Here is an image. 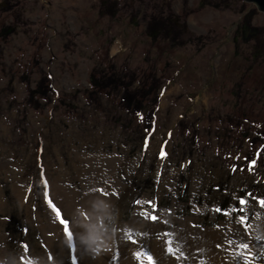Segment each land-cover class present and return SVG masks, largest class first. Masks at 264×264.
Segmentation results:
<instances>
[{"label": "rangeland", "instance_id": "obj_1", "mask_svg": "<svg viewBox=\"0 0 264 264\" xmlns=\"http://www.w3.org/2000/svg\"><path fill=\"white\" fill-rule=\"evenodd\" d=\"M111 3L0 0V259L94 264L71 227L62 262L47 238L55 208L71 223L82 199L100 197L117 212L103 221L117 233L103 264L122 252L156 264L153 240L174 264H210L215 247L259 264L264 57L250 34L264 40V11L247 0ZM166 5L178 41L149 33ZM55 185L74 190L73 212Z\"/></svg>", "mask_w": 264, "mask_h": 264}, {"label": "clouds", "instance_id": "obj_2", "mask_svg": "<svg viewBox=\"0 0 264 264\" xmlns=\"http://www.w3.org/2000/svg\"><path fill=\"white\" fill-rule=\"evenodd\" d=\"M76 226L80 229L78 236L80 246L93 257H98L107 251L115 240L116 228L103 223L105 219L117 221V212L109 201L96 197L91 208H78L74 214ZM74 237L67 236L65 244L71 246ZM0 264H20L17 257L9 255L0 259ZM24 264H41L37 257H26Z\"/></svg>", "mask_w": 264, "mask_h": 264}, {"label": "bare ground", "instance_id": "obj_3", "mask_svg": "<svg viewBox=\"0 0 264 264\" xmlns=\"http://www.w3.org/2000/svg\"><path fill=\"white\" fill-rule=\"evenodd\" d=\"M53 189H54L53 190L54 194H57V195H61V193L63 194L64 198L61 201L65 204H61L62 207H63V205H65L67 209L70 208L71 211L73 212V210L75 209V203L73 200L74 190H73V192H70V191H68L69 190L68 188H60V187H57L56 185L54 186ZM91 203H92V201L82 199V205H84L86 208L90 209ZM138 225L142 226V223H138ZM46 227L47 226H44V228H46ZM50 227L55 234L53 236L47 235L48 236L47 241H48L49 247L52 249L56 260H60L62 262L66 258L69 257V248H68L69 246H66V244H65L66 236H64L65 234L63 232V226L61 224H55V225L51 224ZM70 227L74 231L75 243L77 246L79 241L76 237L78 236L80 229L76 226V221L74 220V217L72 218V221L70 223ZM150 246H151L152 254L155 258L156 264H174V262L176 261L175 257L172 258L171 260H167L166 258H164V255L162 252V247H161V244L159 241L157 242V241L153 240L150 243ZM131 249H134V248H131ZM109 251L111 252L112 250L109 249ZM106 257H108V256H106ZM82 260H83V258H82ZM209 260H210V264H233V262L230 260V257L226 253H224V251L221 248H216V247L213 248L212 250H210ZM99 261H101L100 256L98 257V261L96 259L94 260V264L95 263L96 264H103L104 263L102 261L101 262H99ZM92 262L93 261H91V263H87V264H92ZM255 262H258L259 264H264V260L263 261L255 260ZM121 264H145V262L143 259L136 258L135 256H133V257L128 256V254L126 255V252H122ZM250 264H255V263L251 262Z\"/></svg>", "mask_w": 264, "mask_h": 264}, {"label": "trees", "instance_id": "obj_4", "mask_svg": "<svg viewBox=\"0 0 264 264\" xmlns=\"http://www.w3.org/2000/svg\"><path fill=\"white\" fill-rule=\"evenodd\" d=\"M110 3H111V0H109V4ZM108 6L109 5H107V8H105V9H107L106 11H109ZM166 6H167V10L165 11L164 15L160 14L159 17L156 18L155 25H153V26H151V28H149L150 29L149 33L152 36H155V35L158 36L157 34H159V31L161 32V34H163V32L169 33V31H172V35L170 38H175L176 41H178L177 39H179V40L181 39V37L179 36V33L181 32L180 21L174 15L173 9L171 8V6H169V5H166ZM242 30H243L242 35H244L245 37L249 36V33H248V31H246L245 26L243 27ZM251 31L252 32L250 34V37L255 38V48L253 50V53L256 54L257 56H259V58H263L264 57V40L260 39V37H262L263 34L261 32H259V30L257 29L256 26H253ZM176 44H178V43H176ZM92 81L94 82L95 80L92 79ZM224 206H225V204L223 205V207Z\"/></svg>", "mask_w": 264, "mask_h": 264}, {"label": "snow or ice", "instance_id": "obj_5", "mask_svg": "<svg viewBox=\"0 0 264 264\" xmlns=\"http://www.w3.org/2000/svg\"><path fill=\"white\" fill-rule=\"evenodd\" d=\"M98 191H101L104 195H107L108 194V192H107L106 189H99ZM112 194L115 195V193H112ZM245 203H246L245 200H243V199L240 200V204L241 205H243ZM260 203H261L262 206H264V200L260 201ZM49 204L50 205L53 204V202H52L51 199L49 200ZM53 207L55 208L54 205H53ZM55 211H56V216L59 219L60 224L63 225V231H64V233L71 238L73 236V231L70 228V222L67 220L66 217H61V210L60 209L55 208ZM217 211H220V210L217 209ZM151 219L152 220H156L157 217L156 216H151ZM241 219H243V218H241ZM240 247L247 249L248 248V244H241ZM27 250H28V246L26 245L25 246V251H27ZM169 251H172V249L169 248ZM137 255L138 256H141L142 254L141 253H137ZM51 258L52 257H49V259H51ZM147 264H153L152 256H148L147 257Z\"/></svg>", "mask_w": 264, "mask_h": 264}, {"label": "water", "instance_id": "obj_6", "mask_svg": "<svg viewBox=\"0 0 264 264\" xmlns=\"http://www.w3.org/2000/svg\"><path fill=\"white\" fill-rule=\"evenodd\" d=\"M247 1L254 2L259 10L264 11V0H247Z\"/></svg>", "mask_w": 264, "mask_h": 264}]
</instances>
